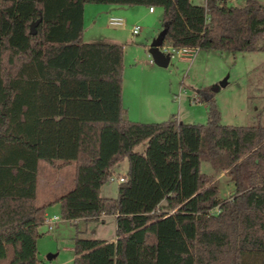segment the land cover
Returning a JSON list of instances; mask_svg holds the SVG:
<instances>
[{
  "label": "trees",
  "instance_id": "1",
  "mask_svg": "<svg viewBox=\"0 0 264 264\" xmlns=\"http://www.w3.org/2000/svg\"><path fill=\"white\" fill-rule=\"evenodd\" d=\"M87 4L160 8L174 48L264 52L257 0H0V264H43L54 204L62 221L115 217V242L74 237L73 264H264V126L223 125L212 100L204 125L128 120L123 46L83 42ZM124 160L117 196L101 197ZM40 162L74 166L73 189L47 205ZM203 164L229 178L228 199Z\"/></svg>",
  "mask_w": 264,
  "mask_h": 264
},
{
  "label": "rangeland",
  "instance_id": "2",
  "mask_svg": "<svg viewBox=\"0 0 264 264\" xmlns=\"http://www.w3.org/2000/svg\"><path fill=\"white\" fill-rule=\"evenodd\" d=\"M246 0H227L233 7H243ZM264 6V0H257ZM203 5L202 0H193ZM109 7L120 9L109 12ZM149 14L145 6H111L87 4L84 40L118 41L123 46L122 103L129 109V119L140 123H159L174 116L184 124L204 125L208 118V101L212 100L220 113V122L228 126H264V52H219L198 50L189 60L172 58L166 68L152 62L148 47L161 31L162 10ZM110 16L125 21L124 28L108 26ZM139 26L138 35L130 29ZM197 98L198 101H193ZM146 145L136 148L143 152ZM127 171L124 160L114 168L115 175ZM202 171L211 174L220 187V199H228L233 185L224 172L216 173L207 164ZM119 183L107 182L100 188L101 197L115 198ZM74 187L73 165L55 171L46 163L38 166L37 202L44 205ZM49 216L60 218V208L54 204L46 209ZM61 220V218H60ZM37 256L43 264H73V239L112 241L116 238L114 217L100 220L60 221L53 231L39 227Z\"/></svg>",
  "mask_w": 264,
  "mask_h": 264
},
{
  "label": "built area",
  "instance_id": "3",
  "mask_svg": "<svg viewBox=\"0 0 264 264\" xmlns=\"http://www.w3.org/2000/svg\"><path fill=\"white\" fill-rule=\"evenodd\" d=\"M149 12H153L154 8L150 7L148 9ZM108 26L113 27V28H123L125 27V21L116 16H110L107 21ZM131 34L132 35H138L140 31L139 26H133L131 29ZM160 51L164 54H168L170 56V60L172 58H177V59H185L189 60V58L192 57V55L197 52V48H189V47H182V48H174L169 44L163 43L162 46L160 47ZM193 101L200 102L198 101L197 98H194ZM116 181L117 183L121 184L124 182V179L120 176H115L111 175L108 179V182H114ZM60 222V218L58 216H47L45 215L43 224L47 227V231L50 232L54 229L55 225Z\"/></svg>",
  "mask_w": 264,
  "mask_h": 264
},
{
  "label": "water",
  "instance_id": "4",
  "mask_svg": "<svg viewBox=\"0 0 264 264\" xmlns=\"http://www.w3.org/2000/svg\"><path fill=\"white\" fill-rule=\"evenodd\" d=\"M164 37L165 30H161L148 47V54L150 55L152 62L160 68H166L170 62V56L160 51V47L164 43Z\"/></svg>",
  "mask_w": 264,
  "mask_h": 264
},
{
  "label": "crops",
  "instance_id": "5",
  "mask_svg": "<svg viewBox=\"0 0 264 264\" xmlns=\"http://www.w3.org/2000/svg\"><path fill=\"white\" fill-rule=\"evenodd\" d=\"M203 1V3H205V0H202ZM86 8H87V5H85L84 6V12H83V32H84V30L86 29L85 28V11H86ZM109 12H114V13H119L120 11V9H116V8H111V7H109ZM148 13L149 14H154L155 13V9H154V11L153 12H149L148 11ZM124 28V27H123ZM153 39H155V38H153ZM83 42L84 43H108V44H118V41H116V40H113V39H108V38H104V40L103 41H96V40H90V41H85L84 40V33H83ZM122 106H123V103H122ZM123 108L125 109V111H126V118L127 119H129V109L128 108H125L124 106H123ZM71 166V165H70ZM50 167V166H49ZM69 167V166H68ZM74 167V166H73ZM51 168V167H50ZM67 168V167H66ZM55 171H57L56 169H54ZM112 174L113 175H115V172H114V169L112 170ZM115 176H117V175H115ZM118 177V176H117ZM106 198H109V197H106ZM53 201V199L52 200H49L48 202H46L44 205H47V204H49L50 202H52ZM45 215H47V213L45 214ZM47 216H49V215H47ZM107 217H114V216H101L98 220H100V221H102V222H104V219L105 218H107ZM115 218V217H114ZM61 221V220H60ZM72 222H74V223H76L77 222V220H75V221H72ZM59 224V222L55 225L56 227H57V225ZM55 228V227H54ZM53 231V230H52ZM48 232V231H47ZM44 235V234H43ZM42 235V236H43ZM41 236V237H42ZM40 237V238H41ZM102 241H106V242H115L116 241V238H115V240H112V241H107V240H102ZM73 258H74V255H73Z\"/></svg>",
  "mask_w": 264,
  "mask_h": 264
}]
</instances>
